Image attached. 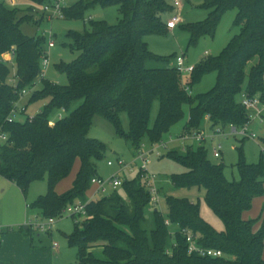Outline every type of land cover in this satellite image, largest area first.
<instances>
[{"label": "trees", "instance_id": "trees-1", "mask_svg": "<svg viewBox=\"0 0 264 264\" xmlns=\"http://www.w3.org/2000/svg\"><path fill=\"white\" fill-rule=\"evenodd\" d=\"M25 1L29 6L20 9L0 0V137L4 138L0 142V177L24 195L31 183L46 180L47 193L29 206L43 219L61 218L76 204L85 206L84 219L79 225L74 222L72 234L66 236L68 244L77 247L75 264H264V216L243 218L253 201L264 197V139L256 164H247L242 149H237L238 181L229 182L224 164L209 161L203 146L171 150L165 156L187 169L172 175L171 185L203 189L208 208L223 225L222 232L201 218L197 203L173 196L165 199L167 220L153 210L149 228L146 211L150 196L140 174L124 181L120 191L89 202L87 198L94 190L91 180L100 178L96 162L103 159L106 149L88 138L96 117L111 123L116 134L123 136L120 115L126 113V139L134 150L140 148L144 137L152 146L161 143L183 119L185 107L188 120L184 133L197 131L205 117L213 129L220 127L222 131L248 123L240 96L264 102V0H203L200 7L208 12L206 18L179 25L189 35V48L204 37L213 38L223 15L236 11L234 27L238 33L217 56L200 60L190 74L186 83L190 88L203 76L215 75L213 87L196 96L185 92L172 57L151 53L144 40L148 35L168 33L163 16L172 7L166 0H70L63 11L64 20H83L95 6L117 7L119 18L114 25L89 20L83 32L66 34L68 48L76 58L56 66L66 76L65 85L42 77L40 60L46 39L21 31L23 24L38 26L43 22L35 19L32 5H44L48 0ZM12 48L14 57L9 63L2 55ZM23 91L29 95L25 112L9 122ZM38 101L44 103L43 109L30 120L26 110ZM155 102L158 112L150 126ZM61 111L66 116L51 121L53 113ZM19 115L24 119L18 120ZM76 161L79 169L71 188L57 194V184L69 176ZM166 223L177 227L173 237ZM184 229L198 236L199 245L219 250L223 257L188 255L180 233ZM94 250L100 251L102 258L96 257Z\"/></svg>", "mask_w": 264, "mask_h": 264}, {"label": "rangeland", "instance_id": "rangeland-1", "mask_svg": "<svg viewBox=\"0 0 264 264\" xmlns=\"http://www.w3.org/2000/svg\"><path fill=\"white\" fill-rule=\"evenodd\" d=\"M6 5L11 8H26L29 6L25 0H4ZM179 1L180 6L175 7L174 2ZM167 4L172 7L171 12L163 16V20L167 22L172 16H178L180 23L173 32L172 30L164 36L160 35H148L144 38L147 43L148 49L151 53L172 57L171 64L175 66V58H185V65L196 66L200 60L205 57L217 56L228 44L229 40L234 34L238 33V28L234 27V21L236 18V11L230 10L226 12L221 21L219 22L216 32L213 38L204 37L196 46L188 48L189 35L185 31L179 28V25L183 22L193 23L203 21L207 16V11L201 9L203 0H166ZM71 4L72 1H69ZM36 18V17H35ZM119 13L117 7L100 8L95 6L93 9L88 10L83 20H54L52 23L43 21L38 26L33 24H23L21 31L24 35L29 37L41 36L49 31L53 34V42L55 47L53 49H47L48 36L46 37L45 52L48 56L49 66L42 69L43 78L58 85H65L67 79L65 74L60 73L56 66L60 63L69 64L76 58V53L72 52L68 48V41L66 34L69 31L83 32L84 28H88V21H106L108 24L114 25L118 21ZM183 20V21H182ZM205 52L207 55H205ZM181 81L186 84L190 80V74L181 72ZM215 83V75L207 74L202 79L192 85V96L200 95L208 92ZM29 95L26 94L22 100L18 102V106H24L28 100ZM240 99V98H239ZM44 103L38 101L30 105L26 110V116L32 118L37 113L42 111ZM78 105V103H77ZM76 105V106H77ZM75 106V107H76ZM262 109L263 122L255 121L250 130L256 135V139L242 138L239 135L231 133L229 127L223 129L222 135L214 136L216 130L212 128L208 119L205 117L201 126L194 133H201L205 138V142L197 143L192 140H187L185 144L192 146L194 149L198 146H203L207 152V158L214 164H224V176L229 181H238L239 175L236 170V164L238 162L237 149L241 148L243 151L244 160L247 164H256L261 157L262 145L261 140L264 139V107ZM158 112V103L153 104L150 126L154 123ZM59 112L53 113L52 119L57 118ZM183 119L175 124L168 134L163 136L162 144L166 146L156 144L150 145L147 137H144L140 142V148L134 150L131 142L126 139L128 134V117L126 113L120 115V126L123 136L116 134L115 128L106 120L96 117L93 120V124L88 133V138L99 141L105 145V153L103 159L96 162L97 175L103 180H111L117 178L121 183L126 180H131L136 175L140 174L141 177L146 175L153 180L154 185L159 189L160 203L156 210H158L165 220H167V208L165 199L168 196L177 198H186L193 203L199 205L201 218L208 223L216 232H222L224 230L222 223L215 216V214L208 208L204 200V190L198 188L191 189H177L170 183V177L172 175H180L187 171V169L180 163L165 157L171 150L182 151L179 138L184 133V126L188 120V107L184 108ZM62 116H66V113L62 111ZM18 120L24 119V116L19 115ZM220 128V127H219ZM221 129V128H220ZM222 130V129H221ZM3 139L0 137V142ZM220 147L221 157L216 159L213 157V149ZM262 160L264 161V152L262 153ZM108 163L111 165L109 166ZM145 163V172H141L140 168ZM79 169V162L76 161L69 174V176L59 182L55 188L57 194H63L67 192L76 177ZM120 191L119 188L116 189ZM48 191V183L46 180L33 182L29 185L25 195L20 189L13 183L0 177V230H4L12 224H19L22 227L30 229V235L37 238V234H40V241L35 239V243L41 247L44 245V251L50 255L53 264H75L77 262V247L70 246L67 242L66 236H69L73 232L74 220L71 217L68 209L62 214L61 218L54 219V223L51 226L50 231L46 234L40 233L35 225L43 224L47 219H43L40 215L29 208L30 204L34 202L39 196L45 195ZM111 187H108V193H110ZM87 194V198H89ZM100 199L96 197L94 200ZM154 209H147L146 218L147 226L150 228V215ZM263 212V213H262ZM264 216V197L257 198L253 201L252 208L249 212L243 215L245 220H255ZM36 223V224H35ZM78 223L77 225H79ZM170 233L177 232L175 225H168ZM18 230V227L13 228ZM23 234H27L26 230H22ZM27 236V235H26ZM28 238V236H27ZM57 243V248H53L52 244ZM94 254L98 258H102L101 252L94 250ZM264 257V252H263Z\"/></svg>", "mask_w": 264, "mask_h": 264}, {"label": "built area", "instance_id": "built-area-1", "mask_svg": "<svg viewBox=\"0 0 264 264\" xmlns=\"http://www.w3.org/2000/svg\"><path fill=\"white\" fill-rule=\"evenodd\" d=\"M70 0H48V3L44 5H32L34 11H35V19L36 20H42L46 21L48 23H52L54 20H64V13L63 11L68 7ZM175 7L180 6V2L176 1L174 2ZM180 23V18L178 16H172L167 22H166V28L167 30L171 31L174 30L177 25ZM48 36V43H47V49H53L55 47V44L52 40L53 34L51 31H49L47 34L44 33L41 35V37L45 38ZM207 54V53H206ZM14 57V49L12 48L8 53L2 55V59L5 60L6 62H12V59ZM49 66V61H48V56H46V52L44 50L41 60H40V67L41 71L42 69H45ZM175 67L178 73L180 74L181 72H185L188 74H191L193 71V66H188L185 65V58L184 56L182 57H176L175 58ZM43 77V73H42ZM184 90L185 92L189 95L192 96L191 93V88L184 84ZM28 94L27 92L23 91L21 93V99L24 98V96ZM240 104L248 113V123H246L243 127L240 128H234V127H229L231 133L234 135H239L242 138H249V139H256V135L253 133V131L250 130V126L255 122L259 121V123L263 122V117H262V109L261 107H264V102H261L259 98L257 97H249L246 94H242L240 96ZM25 112L24 106H20L16 108L15 111L12 112L11 117L9 118V122L14 120L15 116L18 114H23ZM62 111L59 112L57 115L56 119H62ZM29 118V117H28ZM207 118V117H206ZM30 120L32 118H29ZM208 119V118H207ZM223 131L220 128H216L214 132V136H219L222 135ZM4 140V138H2ZM187 140H192L197 143H203L205 142V138L201 133H183V135L179 138L180 145L182 146V150L184 151L186 148L190 147L185 144ZM163 148H166L165 145L160 143ZM213 157L218 159L221 157V152H220V147L218 146L217 148L213 149ZM110 166L111 164L108 163ZM141 172H145L146 174V169H145V163L142 165L140 168ZM143 180L145 183V189L147 190L150 200H149V208L156 210L160 203V198H159V190L157 187L154 185V182L152 179H150L147 174L143 175ZM91 185L94 188L93 193L91 194L90 198L88 199L89 201L94 200L96 197H105L108 196V187H111V191L116 190L117 188L121 187L122 183L117 180V178H112L111 180H103L102 178H93L91 180ZM110 191V193H111ZM71 217L74 219L75 223L78 224L80 223L85 215V206L83 204H76L72 206L71 208L68 209ZM54 223V219H48L46 222L43 224H36L35 227L36 229L43 234H46V232L50 231L52 224ZM168 226V223H166ZM181 235L185 237V241L187 244V253L188 255H196L199 257H206V258H212V259H218L223 257V253L219 250L211 249V248H205L197 243L198 236L194 235L191 231L189 230H181L180 231ZM170 235L173 237L174 234L170 233ZM52 247L55 249L57 248V243H53ZM167 254H170V252H167Z\"/></svg>", "mask_w": 264, "mask_h": 264}, {"label": "crops", "instance_id": "crops-1", "mask_svg": "<svg viewBox=\"0 0 264 264\" xmlns=\"http://www.w3.org/2000/svg\"><path fill=\"white\" fill-rule=\"evenodd\" d=\"M176 28L172 31L174 32ZM205 55H207L206 52ZM54 120L56 119L54 118L51 121ZM92 193L89 194V198ZM16 227H18V230L10 232L11 229ZM26 227L27 224L22 227V225L14 223L12 226L0 230V264H53L50 255L44 251V245L41 244L40 247L35 243V239L38 240V243L41 242L39 233L37 238H34L30 235V232L24 235L23 232L19 231L20 228L27 230L28 227ZM258 227L259 225L255 229L257 230Z\"/></svg>", "mask_w": 264, "mask_h": 264}, {"label": "water", "instance_id": "water-1", "mask_svg": "<svg viewBox=\"0 0 264 264\" xmlns=\"http://www.w3.org/2000/svg\"><path fill=\"white\" fill-rule=\"evenodd\" d=\"M27 228V227H26Z\"/></svg>", "mask_w": 264, "mask_h": 264}]
</instances>
